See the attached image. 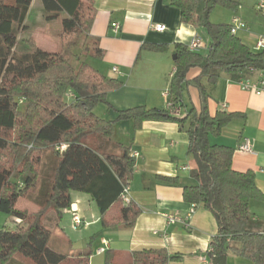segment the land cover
<instances>
[{"label":"trees","instance_id":"trees-1","mask_svg":"<svg viewBox=\"0 0 264 264\" xmlns=\"http://www.w3.org/2000/svg\"><path fill=\"white\" fill-rule=\"evenodd\" d=\"M38 0H0V213L17 219L14 228L0 229V264H9L18 255L27 264H88L90 253L74 258L53 250L50 237L60 223L62 211L70 206V193L86 194L96 204L104 229L132 226L141 210L121 196L134 172L130 148L112 140L114 126L132 122L134 129L147 121L176 123L187 134V153L195 167L186 178H164L182 188L183 200L202 205L218 224L210 243V264H226L228 255L264 264V221H255L254 203L264 202V194L254 184L252 171L237 172L231 167L233 149L212 144L211 137L236 114L207 109L209 95L202 85L206 78L214 86L221 73L244 77L250 69L264 70V50L253 52L235 35L229 24H211L215 7L236 10V0H170L183 23L206 31L205 55L176 45L175 70L169 87V101L183 105L189 85L197 87L201 108H183L177 118L165 110L134 107L116 110L107 101L109 91L122 83L101 75L72 52L76 42L64 44L59 52L42 50L33 39L21 40L18 33L27 29L25 21ZM46 21L63 16V35L84 36L92 42L86 57L102 58L97 41L89 36L95 8L89 0H39ZM164 50L162 46H151ZM198 67L200 76L186 78L189 69ZM91 75L93 81H89ZM97 106L113 111V119L94 113ZM64 144V150L57 149ZM35 192V195H33ZM29 200L37 209L29 212L17 207ZM119 206V216L106 221L104 215ZM165 249L131 253L130 264H167L179 260ZM105 264H117L108 257Z\"/></svg>","mask_w":264,"mask_h":264},{"label":"crops","instance_id":"crops-1","mask_svg":"<svg viewBox=\"0 0 264 264\" xmlns=\"http://www.w3.org/2000/svg\"><path fill=\"white\" fill-rule=\"evenodd\" d=\"M95 8V16L89 36L97 41L102 58H93L91 67L108 79L122 83L121 87L107 93V101L116 110L134 107L165 110L164 92L169 91L175 70L176 45L187 47L193 38L199 37L204 48L196 51L205 55L208 51L206 31L182 22L179 10L170 0H89ZM236 12H225L226 24L238 17L246 29L235 34L251 51L260 37H264V16L257 11L264 0H236ZM118 24L115 32L112 24ZM162 24L163 32L153 26ZM217 24V23H216ZM200 30L205 32V39ZM151 46H162L154 50ZM175 60L172 59L173 56ZM117 68L116 72L112 69ZM261 70H251L242 77L256 83ZM198 67L189 69L186 78L200 76ZM238 76L221 73L210 86L206 78L202 85L209 98L207 109L210 116L216 112L236 114L220 134L210 138L212 144L233 149L231 167L237 172L252 171L256 188L264 194V93L255 95L240 87ZM201 95L197 87L189 85L183 97L182 108H201ZM94 113L102 119H113L115 114L103 106ZM112 140L130 148L134 158V172L128 185V199L140 210L132 226L104 229L96 204L86 194L70 193V205L77 208L83 224L74 230L71 226L69 207L62 211L60 223L53 230L49 246L60 253L74 258L78 254L90 253L88 264H105L112 257L117 264H130L131 253L141 250L165 249L170 256L180 255L179 260L167 264H210L208 251L211 240L218 233V224L212 213L202 205L186 218L190 205L183 200L182 188L169 184L164 178H186L195 167L187 153L188 138L173 122L147 121L139 129L132 122H119L114 126ZM247 140L250 151L240 150ZM185 168V169H184ZM29 212L37 207L23 200ZM119 206H114L104 215L106 221L119 216ZM255 221H264V202L254 203L251 209ZM181 218L184 223L169 224L164 215ZM4 227L14 228L19 222L9 216ZM79 229V230H78ZM102 241H105L103 245ZM104 247L103 253L97 250ZM18 256V255H16ZM9 264H27L21 257ZM226 264H253L251 261L229 254Z\"/></svg>","mask_w":264,"mask_h":264},{"label":"rangeland","instance_id":"rangeland-1","mask_svg":"<svg viewBox=\"0 0 264 264\" xmlns=\"http://www.w3.org/2000/svg\"><path fill=\"white\" fill-rule=\"evenodd\" d=\"M5 2L10 3L11 0H5ZM237 9L238 8H236V10H229L222 7H215L210 11L208 15V20L211 24L225 23L227 15L225 12H236ZM62 18L63 16H59L53 21H46L42 12L41 2L39 0L35 1L30 7L25 21L27 29L24 32L18 33L17 48H21V40L27 38L33 39L42 50L48 52H59L64 46V44L76 42V46L72 48V52L78 55V60H71L72 64L76 68L79 67L82 61H85L89 65H92L94 62L93 58L86 57L85 55L88 46L90 49H92V42L90 40H86L84 36L76 38V35L74 34L63 35L60 27V22ZM200 33L201 37L205 39V32L203 30H200ZM86 75L87 77L90 76L88 77L89 81H93L91 75H89L88 73H86ZM33 195H35V192H33ZM24 206L26 205L23 204V200H19L17 203V207L23 208ZM26 207H28V209L31 208L30 205ZM9 220L10 217L8 215L0 213V229L3 228L4 225L9 222ZM14 259L19 260V257L16 256Z\"/></svg>","mask_w":264,"mask_h":264},{"label":"built area","instance_id":"built-area-1","mask_svg":"<svg viewBox=\"0 0 264 264\" xmlns=\"http://www.w3.org/2000/svg\"><path fill=\"white\" fill-rule=\"evenodd\" d=\"M257 11L259 13H261L262 16H264V4H259L257 6ZM111 26L115 32L118 30V24L114 23ZM229 28H230V33L235 35L237 33V31L246 29V24L242 20H240L238 17H233L229 23ZM153 30H155L156 32H163L165 30V26L162 24H156L153 26ZM187 48H188V50H190L192 52H196V51L204 48V43L201 41V39L199 37H195L188 44ZM262 50H264V37H260L254 46V51L258 52V51H262ZM251 70H253V69H250V71ZM112 71L116 72L117 68H113ZM238 83L242 89L251 91L255 95L263 94L264 93V70L261 71V73L259 75V79L256 83L250 81L247 78H241L238 81ZM162 95L166 99L165 111L168 113V115L173 116V117H177V118L183 117L185 114L183 108L180 105L173 104L169 101V91L164 92ZM65 147L66 146L64 144H62V145L58 146L57 149L64 150ZM240 150H242L244 152L250 151V144L247 140H245L240 145ZM132 157L137 158L138 154L133 153ZM128 191H129L128 186H126L124 188V192L121 196V199H122L124 204H127L130 201L128 199V196H127ZM196 206L197 205H195V204L190 205V210H189L188 214L186 215L187 216L186 218H189V216L194 212V209L196 208ZM69 210L71 213V226L74 230H76L77 228H79L83 224L82 219L79 216L77 208L74 205H70ZM164 218L166 219V221L169 224L184 223V221L176 215L166 214V215H164ZM102 243H103V245H105V241H102ZM104 250H105V248L101 247L97 250V253L98 254L103 253Z\"/></svg>","mask_w":264,"mask_h":264},{"label":"water","instance_id":"water-1","mask_svg":"<svg viewBox=\"0 0 264 264\" xmlns=\"http://www.w3.org/2000/svg\"><path fill=\"white\" fill-rule=\"evenodd\" d=\"M175 57H176V56L174 55V56L172 57V59L175 60Z\"/></svg>","mask_w":264,"mask_h":264}]
</instances>
